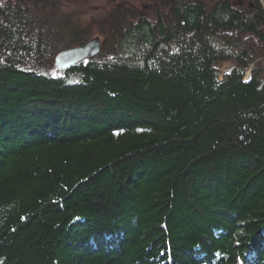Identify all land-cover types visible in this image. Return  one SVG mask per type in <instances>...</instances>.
Segmentation results:
<instances>
[{
	"label": "trees",
	"instance_id": "trees-1",
	"mask_svg": "<svg viewBox=\"0 0 264 264\" xmlns=\"http://www.w3.org/2000/svg\"><path fill=\"white\" fill-rule=\"evenodd\" d=\"M77 2L0 0V264H264V0Z\"/></svg>",
	"mask_w": 264,
	"mask_h": 264
},
{
	"label": "water",
	"instance_id": "water-1",
	"mask_svg": "<svg viewBox=\"0 0 264 264\" xmlns=\"http://www.w3.org/2000/svg\"><path fill=\"white\" fill-rule=\"evenodd\" d=\"M100 38L95 36L79 46L66 48L56 54L54 58L55 66L58 70H65L72 65L83 61L100 50Z\"/></svg>",
	"mask_w": 264,
	"mask_h": 264
},
{
	"label": "rangeland",
	"instance_id": "rangeland-1",
	"mask_svg": "<svg viewBox=\"0 0 264 264\" xmlns=\"http://www.w3.org/2000/svg\"><path fill=\"white\" fill-rule=\"evenodd\" d=\"M74 1V2H73ZM73 1H66V0H60V6H59V8H61V10H63V11H65V10H67V11H78L79 13H81V16H80V18L78 19V21H80L81 23H84V22H86V21H88L90 18H91V15H93V16H97V15H99L101 12H104L105 11V9H109L110 8V6L108 5V3H105L104 5H100L99 3H96V6L97 7H99V6H102V7H104L103 9L102 8H100V9H98V8H96V7H92V8H89L90 10L88 11L86 8H88V7H85V9H86V12H84L83 10L82 11H80V9L78 8V6H79V4H78V0H73ZM91 1H94V0H91ZM100 1V0H99ZM59 2V1H58ZM131 2L133 3L132 5H137V6H142V4L144 5V3H145V0H131ZM75 3V4H74ZM89 3H93V2H88L87 4H89ZM91 6V5H90ZM89 6V7H90ZM129 6V5H128ZM130 8H131V10H133L132 8H133V6H129ZM96 8V9H95ZM120 9V8H119ZM127 10V9H126ZM106 12V11H105ZM83 14H85V15H83ZM250 76L248 75V78H249Z\"/></svg>",
	"mask_w": 264,
	"mask_h": 264
}]
</instances>
